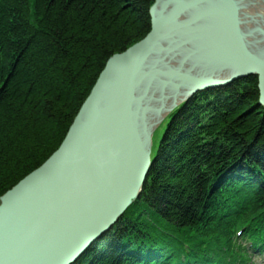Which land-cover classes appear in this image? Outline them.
I'll return each mask as SVG.
<instances>
[{"label":"trees","instance_id":"obj_1","mask_svg":"<svg viewBox=\"0 0 264 264\" xmlns=\"http://www.w3.org/2000/svg\"><path fill=\"white\" fill-rule=\"evenodd\" d=\"M154 2L0 0V197L60 147L108 60L150 32ZM258 103L248 76L179 107L137 200L74 264H180L185 243L220 264L209 252L235 256L251 219L264 235Z\"/></svg>","mask_w":264,"mask_h":264},{"label":"water","instance_id":"obj_2","mask_svg":"<svg viewBox=\"0 0 264 264\" xmlns=\"http://www.w3.org/2000/svg\"><path fill=\"white\" fill-rule=\"evenodd\" d=\"M150 17L60 147L0 197V264H74L137 199L153 137L197 93L255 76L264 108V0H155Z\"/></svg>","mask_w":264,"mask_h":264},{"label":"rangeland","instance_id":"obj_3","mask_svg":"<svg viewBox=\"0 0 264 264\" xmlns=\"http://www.w3.org/2000/svg\"><path fill=\"white\" fill-rule=\"evenodd\" d=\"M165 125L160 129V131L153 137V139L151 141L152 142V145H151L152 146V154H155V152L158 148L159 141H160L161 136H162L164 129H165Z\"/></svg>","mask_w":264,"mask_h":264},{"label":"bare ground","instance_id":"obj_4","mask_svg":"<svg viewBox=\"0 0 264 264\" xmlns=\"http://www.w3.org/2000/svg\"><path fill=\"white\" fill-rule=\"evenodd\" d=\"M227 86H228V85H227ZM141 190H142V189H141ZM139 195H140V194H139ZM139 195H138V197H139ZM138 197H137V198H138ZM136 200H137V199H136ZM136 200H135V201H136ZM135 201H134V202H135ZM115 225H116V224H115ZM115 225H114V226H115ZM114 226H113V227H114ZM113 227H112V228H113ZM112 228H111V229H112ZM111 229H110V230H111ZM110 230H109V231H110ZM106 234H107V233H106ZM106 234H105V235H106ZM105 235H104V236H105ZM104 236H103V237H104ZM103 237H102V238H103ZM102 238H101V239H102Z\"/></svg>","mask_w":264,"mask_h":264}]
</instances>
